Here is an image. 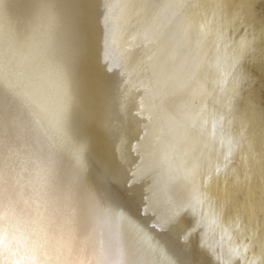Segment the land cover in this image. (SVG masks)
<instances>
[{
	"label": "bare ground",
	"instance_id": "6f19581e",
	"mask_svg": "<svg viewBox=\"0 0 264 264\" xmlns=\"http://www.w3.org/2000/svg\"><path fill=\"white\" fill-rule=\"evenodd\" d=\"M44 2L0 0V53L14 65L9 83L0 82V113L7 118L17 214L36 212L43 176L51 228L76 249L102 240L115 259L168 264L179 246L192 264H264V0H120L115 52L104 42L105 0H64L70 13L89 12L92 25L88 54L70 68L37 7ZM144 64L163 66L185 86L173 101L178 119L163 134L147 119ZM66 72L75 100L63 142L57 128ZM118 91L122 106L111 103ZM108 106L126 135L123 145L105 127ZM142 136L161 137L162 170L143 163ZM189 170L221 211L220 227L189 229L163 219L165 202L190 194L182 178ZM93 197L118 206L123 218L93 212L89 230H79ZM245 245L244 258L233 259L231 249Z\"/></svg>",
	"mask_w": 264,
	"mask_h": 264
},
{
	"label": "snow or ice",
	"instance_id": "6c2138e0",
	"mask_svg": "<svg viewBox=\"0 0 264 264\" xmlns=\"http://www.w3.org/2000/svg\"><path fill=\"white\" fill-rule=\"evenodd\" d=\"M82 3H91V0H81ZM46 15L48 30L52 39L64 54L67 65L70 68L74 61H78L88 54L91 36V17L87 11L69 12L64 0H45L38 5ZM177 10L184 5L176 4ZM103 24L105 28L104 42L106 48L115 52L117 36L121 24V16L116 10L124 8L120 0H105L103 5ZM181 23L176 21V30H181ZM151 42V40H149ZM123 59V57H118ZM139 71L145 74L147 80V91L151 102L149 123L157 126L161 134L171 121L178 119L173 110V101L181 95L184 85L177 83L171 76L167 75L163 66L144 64ZM14 72L13 60L7 53H0V82L9 83V77ZM13 94L19 95L14 89ZM63 107L58 120V138L67 142L70 139L68 125L70 122L71 110L74 104L73 81L65 73L63 82ZM123 93L118 91L111 98L112 104L122 106ZM143 107V103L141 105ZM111 106L105 108L102 119L108 134L114 139L117 146L123 145L126 135L113 124L116 118ZM146 140L143 163L151 170H162L165 161L161 159V144L156 141ZM229 145L231 141L229 140ZM81 155L85 146L80 145L77 149ZM10 136L8 131L7 118L0 113V264H129L121 259H115L111 250L101 240L98 246L76 249L70 244L57 240L51 228V222L46 214L47 202L44 199L46 193V179L38 177L37 188V210L31 216L21 217L16 212L13 199L12 169L10 164ZM231 152V147L229 148ZM176 176L181 174L175 170ZM193 170L182 176L183 180L190 184V194L183 201L165 202V214L163 219L168 223L183 222L189 229L194 226L206 225L209 228L221 226V211L211 202L198 185L192 183ZM97 216L117 215L123 218L118 206L106 203L102 198L93 197L88 208H86L78 222L79 230L87 232L91 223V214ZM264 249V243L261 245ZM248 251L245 245L243 251L239 247L231 249L233 259H243ZM175 259H170L168 264H192L186 259V251L176 246L173 251Z\"/></svg>",
	"mask_w": 264,
	"mask_h": 264
}]
</instances>
